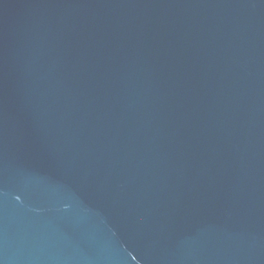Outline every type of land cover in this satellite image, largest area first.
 <instances>
[{"label": "water", "instance_id": "95a60500", "mask_svg": "<svg viewBox=\"0 0 264 264\" xmlns=\"http://www.w3.org/2000/svg\"><path fill=\"white\" fill-rule=\"evenodd\" d=\"M0 264H264V0H0Z\"/></svg>", "mask_w": 264, "mask_h": 264}]
</instances>
